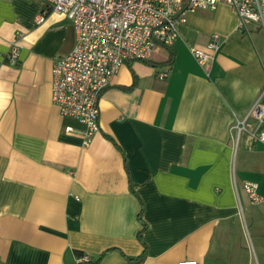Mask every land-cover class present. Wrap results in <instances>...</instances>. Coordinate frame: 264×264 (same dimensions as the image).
<instances>
[{"label": "crops", "instance_id": "1", "mask_svg": "<svg viewBox=\"0 0 264 264\" xmlns=\"http://www.w3.org/2000/svg\"><path fill=\"white\" fill-rule=\"evenodd\" d=\"M41 11L0 0V264H264V204L242 188L264 198V33L240 32L225 4L185 14L172 66L159 50L156 67H122L85 147L51 102L52 62L75 31L52 12L36 24ZM214 34L221 48L200 67L190 50ZM257 101L262 122L238 135Z\"/></svg>", "mask_w": 264, "mask_h": 264}, {"label": "built area", "instance_id": "2", "mask_svg": "<svg viewBox=\"0 0 264 264\" xmlns=\"http://www.w3.org/2000/svg\"><path fill=\"white\" fill-rule=\"evenodd\" d=\"M40 2L42 11L36 18L41 24L49 12L66 19L74 28L72 50L55 58L51 69V102L59 115L83 127L85 147L99 133V101L118 71L134 62L151 61L153 55L171 48L178 40L176 25L187 13L214 10L219 4L230 7L237 16L238 29L248 33L255 26L264 33V0H27ZM220 36L214 34L203 48L190 50L194 61L206 66L221 48ZM6 59L18 62L12 48ZM166 73L158 78L164 80ZM262 108L257 101L232 130L238 135L250 128V120L262 122ZM67 132H72L67 129ZM264 145V131L254 136ZM242 188L251 205L264 204L258 185L245 182ZM90 263L88 256L77 258ZM195 264V263H190Z\"/></svg>", "mask_w": 264, "mask_h": 264}, {"label": "trees", "instance_id": "3", "mask_svg": "<svg viewBox=\"0 0 264 264\" xmlns=\"http://www.w3.org/2000/svg\"><path fill=\"white\" fill-rule=\"evenodd\" d=\"M163 50H165V52L167 53V59L166 61L162 64V66H172L173 64V59H174V54L172 52V49L171 48H164ZM143 64H146V65H149V66H152V67H156V63H153L152 61H146V62H142ZM132 72V71H131ZM132 76L134 78V80L136 79V76L135 74L132 72ZM126 91L127 90H130V88L128 89H125ZM141 215H142V211H140L139 215H138V219L139 221L141 222ZM145 230V226L142 224V231L139 233L138 235V238L141 239V234L142 232Z\"/></svg>", "mask_w": 264, "mask_h": 264}, {"label": "rangeland", "instance_id": "4", "mask_svg": "<svg viewBox=\"0 0 264 264\" xmlns=\"http://www.w3.org/2000/svg\"><path fill=\"white\" fill-rule=\"evenodd\" d=\"M156 53L153 55V59L158 58V56H159L158 52H156ZM258 217H259L258 220L255 221L256 226H259V228H260L258 232L262 233V231H263V234H264V213L259 215ZM261 229H262V231H261Z\"/></svg>", "mask_w": 264, "mask_h": 264}]
</instances>
